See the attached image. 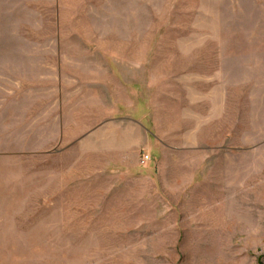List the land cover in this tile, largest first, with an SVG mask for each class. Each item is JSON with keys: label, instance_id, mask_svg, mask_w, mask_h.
I'll return each mask as SVG.
<instances>
[{"label": "rangeland", "instance_id": "1", "mask_svg": "<svg viewBox=\"0 0 264 264\" xmlns=\"http://www.w3.org/2000/svg\"><path fill=\"white\" fill-rule=\"evenodd\" d=\"M89 35L163 52L137 58L150 66L139 88L169 99L186 138L211 124L218 145L246 152L234 177L249 183L243 198L217 210L192 200L177 216L186 230L170 232L176 217L153 200L145 168L65 136L73 116H43L57 87L50 65L82 63L57 54L97 47ZM262 161L264 0H0V264H264ZM226 211L228 233L213 225Z\"/></svg>", "mask_w": 264, "mask_h": 264}, {"label": "crops", "instance_id": "2", "mask_svg": "<svg viewBox=\"0 0 264 264\" xmlns=\"http://www.w3.org/2000/svg\"><path fill=\"white\" fill-rule=\"evenodd\" d=\"M65 1L71 4L78 0ZM95 7L91 5L86 13L97 14ZM92 37L89 35L83 41L89 40L97 47L66 49L57 54L81 57L82 63L66 61L50 65L51 71L56 72L50 79L57 80V87L50 94V112L43 116H73L74 127L78 118L75 128L69 123L64 127L60 124L65 136L74 132L82 136L88 147L95 146L96 142L98 153L113 156L119 168L131 173L145 168L140 179L152 186L150 189L156 195L153 200L161 201L165 213L171 212L170 216L176 217L169 221L173 227L170 232L186 230L190 221L182 220L179 225L177 216L187 215L186 205L188 207L192 200H214L213 207L217 210L219 199L243 198L248 192L244 185L249 183L234 177L243 172L246 152L218 145V140L211 138L215 129L211 124L198 127L202 131L209 129L203 138L193 139L192 135L186 138L181 133V122H176L174 116L178 115L171 110L169 99L155 98L147 82H141L139 88V75L147 73L150 66L148 61L137 58L164 56L163 52L139 48L137 41L121 37L101 43ZM58 120L61 121V117ZM195 143H200L201 147L194 146ZM142 151L145 153L138 157ZM143 155L149 156V160L142 162ZM194 157L198 159L196 162L192 160ZM226 212L219 223L215 217L213 225L228 233L233 221L230 212ZM196 223L202 226L201 221Z\"/></svg>", "mask_w": 264, "mask_h": 264}, {"label": "built area", "instance_id": "3", "mask_svg": "<svg viewBox=\"0 0 264 264\" xmlns=\"http://www.w3.org/2000/svg\"><path fill=\"white\" fill-rule=\"evenodd\" d=\"M148 160H149V156L144 155V156L142 157V162H146V161H148Z\"/></svg>", "mask_w": 264, "mask_h": 264}]
</instances>
